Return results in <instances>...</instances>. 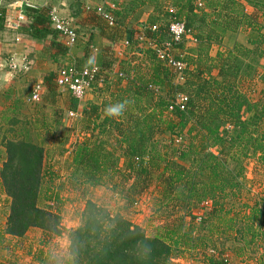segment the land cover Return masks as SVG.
<instances>
[{
  "label": "trees",
  "instance_id": "obj_1",
  "mask_svg": "<svg viewBox=\"0 0 264 264\" xmlns=\"http://www.w3.org/2000/svg\"><path fill=\"white\" fill-rule=\"evenodd\" d=\"M193 1L196 0H177L172 5V13L164 7V15L156 17V23L142 27L143 30L136 35L131 32L127 39L131 50L133 46L138 51L141 48L139 44L142 43L138 41L139 34L142 33L140 36L149 41V47L143 46L144 49H140L155 65L149 83L165 90L164 97H157L155 107L167 113L168 108L172 107L168 113L169 120L164 123L170 132H178L174 134L176 140L172 141L176 142L183 133L188 137L174 151L176 159H167L165 170L171 175L161 177V195L164 197L165 207H160L161 211L158 213L169 218L167 203L171 202L174 208L191 217L192 221L195 218L193 214L201 211L204 204L210 203L212 210L209 216L212 217L219 207L223 208L220 204L225 199L237 198L240 194L244 186V168L240 165V156L244 155L245 160L251 150V156L258 155L260 160L264 159V90L263 99L258 102L252 103L247 97L255 81L264 87V70H258L259 61L264 59V27L257 22L260 14L264 23V0H199L204 5L203 9ZM242 2L253 8L252 14L248 15L243 10ZM139 4L143 5L141 0ZM204 8L212 10V13L205 12ZM51 10L52 7L49 6L44 9H26L28 23L24 30L29 36L36 40L57 36L58 32L50 23ZM114 12L115 10L110 12L113 26L109 28L116 25ZM139 13L133 16L135 20ZM163 19L165 22L169 19L182 22L188 34H194L190 31L191 27L198 24V39L204 53L198 52L196 60L186 65L191 66L185 68L181 83L173 81L175 76L172 69L159 60L156 54L162 42L169 39V24L163 25ZM205 20L210 24L205 25ZM3 24L4 17L0 11V30ZM153 27L155 30H152ZM245 30L260 34V41L249 40L247 45L234 43L229 48L221 46L227 32ZM212 42H216L217 47L214 56L209 57L207 53ZM184 48V41L172 46L171 54L174 59L185 62ZM96 68L98 76L95 83L102 82L106 73L103 69ZM148 85L141 82L135 95L152 104L153 94L147 90ZM179 96L187 99L182 111L173 103ZM75 105L76 103H72L71 107ZM126 122L130 124L128 127L117 130L124 138L121 140L124 147L119 151L124 160L121 168L123 173L118 170L119 158L112 151L101 153L94 148L87 154L90 160L87 165L93 172L104 168L110 175L111 170V175L103 178L108 181L119 177L127 181L134 175L131 187L119 185L118 181V184H114L117 189L121 187L120 193L125 203L133 205V196L139 194L137 188L142 183L140 178H149L152 174L150 168L160 161L158 157L151 155V151L157 144L154 139L161 123L154 109L139 117L128 116ZM171 146H174L173 142ZM4 147L6 161L0 170V184L9 199L5 234L21 238L30 229H38L47 237L60 236L65 231L60 226L59 214L38 205L44 165L43 149L24 140L7 141ZM108 149L112 150L111 147ZM213 149L216 153L212 152ZM231 162L235 165L233 168L229 166ZM93 180L87 178L88 182ZM209 216L207 218L210 219ZM199 217L202 218V215ZM179 228L172 230L165 225L156 230L153 237H147L139 226L119 216H111L103 207L88 201L80 225L66 232L69 262L175 264L172 258L177 257L180 252L175 251L179 250L176 248L179 245L187 248L193 245L190 238L192 232L178 236ZM222 261L214 255L207 257L205 264H223Z\"/></svg>",
  "mask_w": 264,
  "mask_h": 264
},
{
  "label": "crops",
  "instance_id": "obj_2",
  "mask_svg": "<svg viewBox=\"0 0 264 264\" xmlns=\"http://www.w3.org/2000/svg\"><path fill=\"white\" fill-rule=\"evenodd\" d=\"M161 1L165 0H141L143 5H140V0H0V11L4 17L3 28L0 30V170L6 161L4 144L7 141L24 140L43 149L44 165L38 204L41 208L59 214L61 227L65 231L61 236L65 237L66 241V232L80 225L86 202L96 204L95 199L91 197L92 190L106 186L103 178L111 175V170L108 175L104 168L91 171V167L87 165L90 161L87 154L94 148L101 153L116 152L115 157L119 158L117 168L123 173L121 168L124 160L119 151L124 147V144H121L124 138L117 130L130 125L126 122L128 116L139 117L152 111L150 105L145 106L146 100L135 95L137 86L146 82L149 84L147 90L153 94V99L164 97L165 90L149 83L155 65L152 59L142 52L145 46H150L149 41H145L140 36L141 33L138 35V41L142 42L139 45L141 48L144 46L141 51V48L139 51L134 50L133 46L131 50L127 45L131 32L136 35L143 30L142 27L156 23V17L164 15L165 8ZM109 4L115 7L116 25L113 28L107 27L96 13L98 7L106 9ZM47 6L52 7V10L74 27L77 35L74 45H67L58 34L36 40L26 33V9H44ZM133 9L135 12H132ZM244 11L246 12L245 9ZM137 13L139 16L135 20L133 16ZM196 58L197 55L190 56L184 52L187 64ZM24 62L29 66L27 72L21 68ZM12 65L16 68L12 69ZM67 66L78 70L98 67L103 69L106 75L102 82L94 83L81 100H76L68 93L58 90L54 84L56 72ZM37 83L42 86L40 99L32 102V89ZM140 102L143 105H139ZM72 103H76L75 107H71ZM117 103L125 104L121 114L118 117L105 116L104 109ZM109 147L112 150H109ZM87 178L94 180L88 182ZM112 188L108 186L111 191ZM0 200V244L7 238L12 241L21 240L31 230L40 232L41 239L38 244L43 243V238L54 240L38 229H30L21 238L6 235L5 222L9 199L1 184ZM6 201L8 208L4 213L2 209L6 207ZM258 203H245V207H242L236 203L222 202L220 206L223 208L219 207L214 216L210 217V212L205 213L204 222H209L210 230L208 229L206 235L209 241L204 239L203 247L194 245L197 237H193L191 233V251L187 252L189 248L179 245L178 249L183 255H178L174 263L205 264L207 257L215 255L223 260V264H264L260 260L264 257V249L261 248L263 244L260 243L264 242V199L262 207L258 206ZM62 208L72 209L64 220ZM237 208L239 211L247 210L245 213H238L239 211H235ZM202 214L199 211L193 215L198 217ZM239 217H244V220L238 219ZM237 223H240L242 228L236 231V225L239 226ZM192 225L194 226L193 223ZM237 232L236 241L243 237L242 240L252 249L253 244L258 246L254 249L255 256L247 259V247L244 244L242 251H236L238 255L224 251L227 246L222 245L220 249H216L209 245L210 241L213 244L214 240H223L225 243L230 239L227 242H233ZM212 237L215 238L213 241ZM31 246L32 243L28 245L31 259L34 253L31 249L43 258L38 264H57L52 262V256L44 259L48 253H45L41 246ZM236 246L234 244V248ZM1 250L0 258L5 259ZM3 250L9 252L8 248ZM15 263L16 261L13 264Z\"/></svg>",
  "mask_w": 264,
  "mask_h": 264
},
{
  "label": "rangeland",
  "instance_id": "obj_3",
  "mask_svg": "<svg viewBox=\"0 0 264 264\" xmlns=\"http://www.w3.org/2000/svg\"><path fill=\"white\" fill-rule=\"evenodd\" d=\"M162 6L163 7H167L168 9H170L169 11H171V13L173 12L174 3L177 2V0H165V1H161ZM195 5H197L199 8L203 9V4L199 1H193ZM243 4V10H246V13L248 15L253 13V8L251 6H249L248 4L242 2ZM110 5L113 4H109L107 5L106 9L109 8ZM166 10V9H165ZM205 10V8H204ZM252 10V11H251ZM210 12L212 10H209L208 8H206L205 12ZM162 22H164L163 25L166 24H170L171 22H173V19H169L168 21L163 19ZM207 21L205 20V25L206 24H210V23H206ZM257 22L263 25L264 27V23L262 21V18L260 16V14H258V20ZM194 27H191L192 32H194V34H188V36L185 38L186 41H184V47L185 53H189L190 56H194L197 55L198 52L201 54H203L204 52L202 51L201 48V44L199 43V39H198V24L193 25ZM207 31V30H205ZM257 33V32H256ZM194 35V36H193ZM260 34H255L250 32L249 30H245V31H240V32H236V33H232V32H227L224 36L223 39L221 41V46L229 48L232 47L234 45V43H238V44H243V45H247L249 40H256L260 41ZM200 45V46H199ZM217 47V43L216 42H212L210 47H209V51H208V56L209 57H213L215 54V48ZM185 60V64L187 65V60ZM189 67V65L187 66ZM186 67V68H187ZM258 70L262 71L264 70V59H262L261 61H259V65H258ZM172 73L174 74V82L176 83V75L175 73L172 71ZM255 81V80H254ZM253 81V83H254ZM177 83H181V82H177ZM264 87L262 85H260L257 81H255L254 84H252V86L250 87L249 93H248V98L249 100L253 103V102H258L259 100L263 99L262 93H263ZM155 96V95H154ZM156 99L152 100V104L151 102H149V104L147 103L145 106H149L150 105V109H154L156 112V116L159 119L161 126L158 127V130L156 131L155 134V139L154 141L157 143L156 145H154V148L152 147V151H151V155L154 157H158V160H160L159 162H157L156 166H153L150 168V173L151 176L148 178H140V181L142 182L139 187L137 188V191L139 192L138 195L133 196V199L135 201V204L131 205V204H126L125 200L123 198V195L120 193L121 187H115L113 186V184L117 181L119 182V185H125L126 188L131 187L133 185V181L135 179L134 175H131V178L127 181H124L123 177H119L118 179H116V181H108V179H103V181L107 184V188H105L106 186L102 187V189H94L92 190L93 192L91 193V197L93 199H95L96 205H100L101 207H103V210H105L106 212H108L111 216H119L125 220H127L128 222L139 226L143 232L145 233V235L147 237H153V235H155L156 230L158 229H162L165 225L168 226L169 229H178L179 228V224H180V230L177 233L178 236H181L182 233H188V232H192L193 233V237H197L196 240L194 241L197 246H205V242H203L204 239H208V236H206L208 234V229H209V222L205 221L204 222V217L205 213H209L212 210V207L210 206V203H208L207 205L204 204L203 209L201 210V212L203 213V218H200L199 216H195L194 220L192 221L191 217L189 216H185L184 213L180 210H177L176 208L173 207V204L171 202L167 203V207H168V213L170 214L169 218L165 217L164 215L158 213V211H161L160 207H165V201H164V197L161 195V177L162 175H164V177H169L171 175V173L169 171H166V162L167 159H176V157L174 156V151L177 150V146L179 145V143H184L186 141V139H188V137L186 138L184 136V133L182 134V137L178 138V140L176 142L172 141L173 139H175L174 134L178 133L177 131H173L170 132L167 128L166 125H164V123L166 121L169 120L170 114H168L171 110H167V112L163 111H159L156 106ZM141 104L139 105H143L142 102H140ZM145 103V101H144ZM174 103V102H173ZM181 139V141H180ZM176 140V139H175ZM171 142H173L174 146H171ZM213 153H216V150L213 149L212 150ZM244 154V152H243ZM244 155L240 156L241 158V166L244 168L243 170V177L244 179L242 180L243 183V187L242 190L240 192V194L237 196V198H232L229 197L227 199H225L224 203L227 204H231V203H236L238 206H242L245 207V203H247L248 205H251L253 203H255L256 201L259 202L258 206L262 207V203H263V199H264V159L260 160V157L258 155L256 156H251V150H249V152L247 153V158L244 160L243 157ZM165 158V159H164ZM162 160V161H161ZM181 164H185L183 162H181ZM230 168H233L235 165L231 162L230 163ZM201 181H203V178L201 179ZM118 184V183H117ZM108 186H112L113 190L111 191V189H108ZM125 188V189H126ZM247 198H249V200H247ZM2 200H4V198H1ZM169 200V199H168ZM1 201V200H0ZM125 203V204H124ZM39 205V204H38ZM126 205V206H125ZM5 208L2 209V211L5 213L7 211L8 208V201L5 202ZM39 207H41L39 205ZM249 207V206H248ZM160 209V210H159ZM62 215H63V220L64 217L66 216V214H68V212L70 213L72 211V209L67 208L65 210V208H62ZM247 209H243L242 211H239V208H237V210L235 211H239L240 212H246ZM1 211V209H0ZM2 212V213H3ZM197 215V214H196ZM82 216V214H81ZM180 217L182 220H180ZM166 218V219H165ZM200 218V219H198ZM244 217H239L238 219L240 220H244ZM196 219L198 221H196ZM180 220V221H179ZM192 221V222H191ZM61 219H60V226H61ZM80 223H81V217H80ZM192 223L194 224V226L192 225ZM242 224V222H240ZM236 225L235 229L236 231L241 229L242 226H240L241 224ZM62 228V227H61ZM63 229V228H62ZM210 230V229H209ZM178 231V230H176ZM9 236V235H8ZM67 236V235H66ZM191 236V237H192ZM54 240L49 241V239L47 238H43V243L38 244L39 240L41 239V235L40 232L37 230H31L29 233H27L26 237L21 239V240H10V238L4 239L2 240L1 244H0V249H2L1 251L3 252V256H5V259H2L0 264H13L15 261V264H38L37 262H41V260L43 258H40V255L38 253H36V251H34L33 249H31L34 253H33V259H31L30 257V251L28 252V245H30V243H32L33 248H35V246L38 247H42L43 249H45V253H48L46 256L44 257L42 254V257H44V259L46 258H50L52 256V262H56L57 264H70L69 262V254H68V239L66 241V238L63 236H52ZM238 238V232L236 234V237L234 238L233 242H227L230 239H227L225 241V244L223 240H214L215 238H211L213 241V244H211V241L209 243L210 246L216 247V249H220V247L223 246H227V248H225L224 251L226 252H230V253H237L236 251H242L241 247L244 244L246 248V254L248 253L250 256H248L247 254V259L250 257L255 256L254 252H255V248L257 249L258 246L255 247V245L253 244V249L250 247V245L246 244L245 241H243V237L242 239H239V241H236V239ZM246 238V237H245ZM184 240V239H183ZM201 241V242H200ZM170 243V242H168ZM260 243L263 244V246H261L262 249H264V242L260 241ZM259 243V244H260ZM208 244V242H207ZM234 244H236V248H234ZM172 246V244H171ZM260 247V245H259ZM9 250V252L4 251L3 249H7ZM179 248V247H178ZM176 248V249H178ZM182 248V247H181ZM243 249V248H242ZM175 251H179V250H175ZM191 249L189 248V250L187 252H190ZM176 253V252H175ZM1 254V253H0ZM188 255H190L189 253H187ZM239 253H237L238 255ZM178 255H183V252L181 251V253L179 252L177 254ZM187 255V256H188ZM243 257V254H241ZM36 258V259H34ZM189 258V257H188ZM176 257L172 258V261L174 263ZM253 259V258H252ZM260 260L264 263V257L260 258ZM14 261V262H12ZM67 261V262H66ZM238 264V263H236Z\"/></svg>",
  "mask_w": 264,
  "mask_h": 264
},
{
  "label": "built area",
  "instance_id": "obj_4",
  "mask_svg": "<svg viewBox=\"0 0 264 264\" xmlns=\"http://www.w3.org/2000/svg\"><path fill=\"white\" fill-rule=\"evenodd\" d=\"M113 10H115L114 5H110L108 9H105L104 7H98L96 9V13L108 25V27L113 26V18L110 13ZM49 15L50 23L54 30L57 31L66 41L67 45H74L77 40V35L71 23L68 20L61 18L55 10H51ZM152 30H155V27H153ZM168 32L169 39L162 42L160 47L156 50V54L159 60L163 61L166 66L172 69L175 73L176 83L182 82L186 64L181 60L174 59L171 51L173 45L186 41L185 38L188 36V31H186L182 22L173 21L169 24ZM141 39L142 38H140V40ZM15 68L16 66L12 65V69ZM21 68L25 72L29 70V66L25 62L22 64ZM96 76H98V69L96 67L78 70L75 67L67 66L60 68L56 72L54 83L58 90L68 93L76 100H81L96 82ZM41 90L42 86L39 83L34 85L31 93L32 102L39 101ZM186 102V97L179 96L174 102V106L182 111L185 108ZM168 109L171 110L172 107L170 106Z\"/></svg>",
  "mask_w": 264,
  "mask_h": 264
},
{
  "label": "clouds",
  "instance_id": "obj_5",
  "mask_svg": "<svg viewBox=\"0 0 264 264\" xmlns=\"http://www.w3.org/2000/svg\"><path fill=\"white\" fill-rule=\"evenodd\" d=\"M125 107L124 103L110 105L104 109L105 116L118 117Z\"/></svg>",
  "mask_w": 264,
  "mask_h": 264
}]
</instances>
